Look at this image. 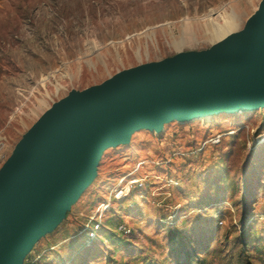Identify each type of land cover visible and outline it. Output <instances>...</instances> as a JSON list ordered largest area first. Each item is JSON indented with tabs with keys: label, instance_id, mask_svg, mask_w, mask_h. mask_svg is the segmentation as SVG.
<instances>
[{
	"label": "rangeland",
	"instance_id": "374dc122",
	"mask_svg": "<svg viewBox=\"0 0 264 264\" xmlns=\"http://www.w3.org/2000/svg\"><path fill=\"white\" fill-rule=\"evenodd\" d=\"M261 2L0 0V171L72 93L218 52ZM20 264H264V109L114 140Z\"/></svg>",
	"mask_w": 264,
	"mask_h": 264
},
{
	"label": "water",
	"instance_id": "95a60500",
	"mask_svg": "<svg viewBox=\"0 0 264 264\" xmlns=\"http://www.w3.org/2000/svg\"><path fill=\"white\" fill-rule=\"evenodd\" d=\"M260 107L264 0L244 36L218 52L143 66L72 93L43 117L0 171V264H20L87 187L114 140L144 125L160 128L174 116Z\"/></svg>",
	"mask_w": 264,
	"mask_h": 264
},
{
	"label": "bare ground",
	"instance_id": "6f19581e",
	"mask_svg": "<svg viewBox=\"0 0 264 264\" xmlns=\"http://www.w3.org/2000/svg\"><path fill=\"white\" fill-rule=\"evenodd\" d=\"M261 4L262 2L256 7V10H255V13L252 17H256L259 13H260V10H261ZM237 18V17H236ZM227 19V17H226ZM211 21V20H210ZM218 28H220L218 30ZM216 27V38L220 39L219 40V45L222 46L220 48V50L224 49L225 46L229 43H226L229 39H231V37L233 38L231 40L230 43H233L235 39H237V35L234 36V30H235V23L234 21L232 20L229 21V22H226V24L224 26H219V27ZM214 29V28H213ZM232 34V35H231ZM183 41V40H182ZM216 43V42H215ZM226 43V45H224ZM181 46V45H180ZM219 46V47H220ZM219 50V51H220ZM139 55V53L137 54ZM135 70V69H134ZM131 71V70H130ZM126 72H129V71H126ZM123 74V73H121ZM120 75V74H119ZM116 77V76H115ZM113 79V78H112ZM56 107V106H55ZM54 107V108H55ZM261 109H264V107H260L259 109L257 108H250V109H241V110H237V111H224V112H221V113H212V112H205V113H199V114H195V115H192V116H174L172 118H170L169 120H165L163 121L162 123V126L160 128H157L156 124L152 123V125L150 126H147V125H144V128H147V129H154L156 131H159L160 129H162L163 125L166 123V122H172V121H177V122H181V123H187V122H194V121H198V120H205V119H208V118H211L213 116H217V115H220V114H242V115H245V114H249V113H253V112H257ZM54 110V109H53ZM52 110V111H53ZM51 112V111H50ZM49 112V113H50ZM43 121V119H42ZM41 121V122H42ZM138 129H141V128H136L134 129L135 131H137Z\"/></svg>",
	"mask_w": 264,
	"mask_h": 264
},
{
	"label": "trees",
	"instance_id": "16d2710c",
	"mask_svg": "<svg viewBox=\"0 0 264 264\" xmlns=\"http://www.w3.org/2000/svg\"><path fill=\"white\" fill-rule=\"evenodd\" d=\"M248 248V245L246 246V249Z\"/></svg>",
	"mask_w": 264,
	"mask_h": 264
}]
</instances>
